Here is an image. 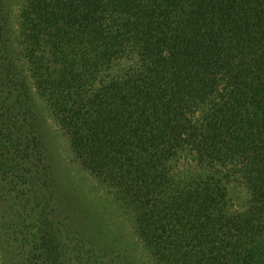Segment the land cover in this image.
Masks as SVG:
<instances>
[{"label": "trees", "instance_id": "16d2710c", "mask_svg": "<svg viewBox=\"0 0 264 264\" xmlns=\"http://www.w3.org/2000/svg\"><path fill=\"white\" fill-rule=\"evenodd\" d=\"M16 1L0 0V175L48 199L44 145L9 113L31 131L39 97L135 205L157 264H264V0Z\"/></svg>", "mask_w": 264, "mask_h": 264}, {"label": "rangeland", "instance_id": "374dc122", "mask_svg": "<svg viewBox=\"0 0 264 264\" xmlns=\"http://www.w3.org/2000/svg\"><path fill=\"white\" fill-rule=\"evenodd\" d=\"M7 4L15 13L20 10L16 0ZM34 101L28 118L31 131L17 105L9 113L21 135L34 142L33 153L37 142L43 143L42 156L53 180L46 200L38 191L33 193L34 183L24 179L22 183L13 169L1 173L0 264H157L138 229L135 205L124 199L122 188L103 181V175L75 159L69 140L42 100L35 96ZM7 156L10 160L14 155ZM24 175L30 174L25 170ZM232 194L235 206L246 198L242 185Z\"/></svg>", "mask_w": 264, "mask_h": 264}]
</instances>
